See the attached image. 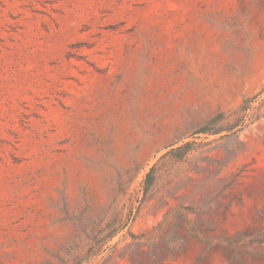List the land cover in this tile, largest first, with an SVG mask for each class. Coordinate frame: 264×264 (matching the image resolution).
<instances>
[{"label":"rangeland","instance_id":"rangeland-1","mask_svg":"<svg viewBox=\"0 0 264 264\" xmlns=\"http://www.w3.org/2000/svg\"><path fill=\"white\" fill-rule=\"evenodd\" d=\"M0 264H264V0H0Z\"/></svg>","mask_w":264,"mask_h":264},{"label":"trees","instance_id":"trees-1","mask_svg":"<svg viewBox=\"0 0 264 264\" xmlns=\"http://www.w3.org/2000/svg\"><path fill=\"white\" fill-rule=\"evenodd\" d=\"M242 109V108H241ZM243 111L245 112L246 109H243ZM222 117L221 114H218L215 118H213L212 122L215 121V120H218ZM207 126H204L203 128H201L200 132L202 133H205L206 132V129ZM188 146L187 143L181 145V146H178V147H175V148H172L168 151V154H177V157L178 159L181 158L184 154H187L189 150H186L185 148ZM152 181V178H151V174L148 173L145 177V190H147V188L149 187L150 183Z\"/></svg>","mask_w":264,"mask_h":264}]
</instances>
